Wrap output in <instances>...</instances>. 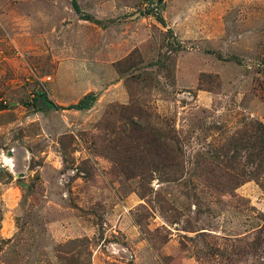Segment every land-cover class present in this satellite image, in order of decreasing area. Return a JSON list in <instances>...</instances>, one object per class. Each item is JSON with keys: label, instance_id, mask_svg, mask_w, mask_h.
<instances>
[{"label": "rangeland", "instance_id": "374dc122", "mask_svg": "<svg viewBox=\"0 0 264 264\" xmlns=\"http://www.w3.org/2000/svg\"><path fill=\"white\" fill-rule=\"evenodd\" d=\"M76 1L0 0V264H264V0Z\"/></svg>", "mask_w": 264, "mask_h": 264}, {"label": "crops", "instance_id": "0c3cea01", "mask_svg": "<svg viewBox=\"0 0 264 264\" xmlns=\"http://www.w3.org/2000/svg\"><path fill=\"white\" fill-rule=\"evenodd\" d=\"M110 8L107 4V21L113 18V15L108 17V14L112 13ZM141 20L121 19L117 22H109L105 30L102 28L98 30L92 27L94 25L90 26L84 21H79V24L73 27L74 38L71 42V53H129L135 48H146L150 42L152 43V29L158 31L161 25L154 19L148 25L143 24ZM94 34H97L96 45L92 42ZM153 52L149 51V53Z\"/></svg>", "mask_w": 264, "mask_h": 264}, {"label": "trees", "instance_id": "16d2710c", "mask_svg": "<svg viewBox=\"0 0 264 264\" xmlns=\"http://www.w3.org/2000/svg\"><path fill=\"white\" fill-rule=\"evenodd\" d=\"M71 4L76 11H79L78 3L76 0H71ZM157 21L160 22L161 24H164L162 18H157ZM95 100H96L95 95L88 94L85 95L77 104L70 105L69 108L77 109V110L88 109Z\"/></svg>", "mask_w": 264, "mask_h": 264}]
</instances>
